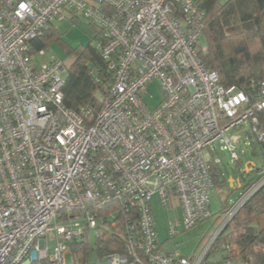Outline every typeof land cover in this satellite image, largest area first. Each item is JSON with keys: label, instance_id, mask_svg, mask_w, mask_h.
<instances>
[{"label": "built area", "instance_id": "obj_1", "mask_svg": "<svg viewBox=\"0 0 264 264\" xmlns=\"http://www.w3.org/2000/svg\"><path fill=\"white\" fill-rule=\"evenodd\" d=\"M203 17L197 0H0V264H66L71 242L103 224L97 211L111 205L107 220L121 212L127 242L150 263L201 264L264 184L263 172L191 257L161 249L153 197L175 200L189 229L211 216L202 152L219 147L238 160L227 133L247 123L264 154V80L252 105L220 83L201 60ZM75 18L97 29L93 47L111 72L94 117L63 103L65 63L30 46L50 24ZM155 80L162 97L150 106ZM102 259L132 264L118 253Z\"/></svg>", "mask_w": 264, "mask_h": 264}, {"label": "trees", "instance_id": "obj_2", "mask_svg": "<svg viewBox=\"0 0 264 264\" xmlns=\"http://www.w3.org/2000/svg\"><path fill=\"white\" fill-rule=\"evenodd\" d=\"M197 1L204 13L202 29L206 50L201 53L203 64L218 73L223 85H235L242 89L252 105L259 97L258 84L264 80V0ZM96 38L94 36V40ZM52 40H60V34L50 24L42 36L30 42L31 49L47 48ZM66 51L74 59L67 67L62 87L63 103L73 110L84 106L91 110V117H94L107 96L106 87L111 78L107 62L91 44L66 46ZM208 164L213 184L225 185L227 190L235 188L234 184L230 187L228 181L226 183L211 159ZM248 168L250 171L253 169L250 165ZM254 180H249L243 191ZM111 206L97 211V216L102 217L104 223L103 228L95 229L92 247L89 231L71 242L69 264H89L91 253L100 260L118 253L128 257V262L132 264H152L127 242L124 215L121 212L107 220L111 209L116 208L115 205ZM229 207L225 204L219 212L223 213ZM134 253H137V259L133 258ZM218 253L221 254L220 259L214 260ZM227 260L234 264L236 260L239 264H264V184L242 204L232 221L213 242L201 264H223Z\"/></svg>", "mask_w": 264, "mask_h": 264}, {"label": "rangeland", "instance_id": "obj_3", "mask_svg": "<svg viewBox=\"0 0 264 264\" xmlns=\"http://www.w3.org/2000/svg\"><path fill=\"white\" fill-rule=\"evenodd\" d=\"M53 26L60 34V40H52L45 50V57H58L65 63L66 67L74 59V56L66 51V46L77 47L88 44L93 46L94 44V36L97 29L90 26L84 19L75 18L74 20L55 21ZM201 43L204 44V39ZM147 89L149 93L146 96V101L150 106H153L162 97L158 82L156 80L153 81L148 85ZM243 126L244 128L241 130L237 129L227 133L234 140L235 151L239 159L238 162H235L230 157L228 150L219 147L213 153L209 151L202 152L205 159H211L216 164L220 175L222 174L226 183L229 178L233 179L235 187L227 190L225 185L213 184L210 191L211 216L208 219L197 223L189 229H185L182 223V210L179 204L172 199H168L166 203H162L153 197L152 208L155 225L158 237L162 242L161 247L163 250L169 252L177 250L180 254L187 257H191L198 252L221 222L222 213L219 212L220 209L225 204L234 205L244 192V185L249 180L259 178L264 172L262 149L255 137L246 133L248 131V124L246 123ZM220 145H223L222 142H220ZM247 162H252L254 166L251 171L247 166V172H245V164ZM238 184L240 185L239 187ZM171 224L175 225L177 230L176 235L169 234ZM95 234V229L89 231V243L91 247L94 243ZM49 246L52 248L54 242H50ZM220 256V253L216 254L214 260L220 259ZM65 260L66 264L70 263L71 258L69 254H66ZM89 264H104V260L98 259L95 254L91 253ZM235 264H239V262L236 260Z\"/></svg>", "mask_w": 264, "mask_h": 264}, {"label": "water", "instance_id": "obj_4", "mask_svg": "<svg viewBox=\"0 0 264 264\" xmlns=\"http://www.w3.org/2000/svg\"><path fill=\"white\" fill-rule=\"evenodd\" d=\"M248 165H250V167H253L254 166V164L252 162H247L245 164V167H247ZM228 183H229V186L232 187L233 186V179L232 178H229L228 179ZM239 186L240 185H238V187ZM96 228H103V224H102V222L99 219L96 220Z\"/></svg>", "mask_w": 264, "mask_h": 264}, {"label": "crops", "instance_id": "obj_5", "mask_svg": "<svg viewBox=\"0 0 264 264\" xmlns=\"http://www.w3.org/2000/svg\"><path fill=\"white\" fill-rule=\"evenodd\" d=\"M239 185V184H238ZM155 198H157V197H155ZM153 199V198H152ZM151 205H152V202H151ZM152 212H153V215H154V211H153V208H152ZM157 229V228H156ZM158 234V233H157ZM159 241H160V239H159ZM160 243L162 244V242L160 241ZM162 248V247H161ZM163 250V249H162ZM163 251H165V250H163ZM167 252V251H166Z\"/></svg>", "mask_w": 264, "mask_h": 264}, {"label": "snow or ice", "instance_id": "obj_6", "mask_svg": "<svg viewBox=\"0 0 264 264\" xmlns=\"http://www.w3.org/2000/svg\"><path fill=\"white\" fill-rule=\"evenodd\" d=\"M20 7H22V8H26L27 5H25V4H20Z\"/></svg>", "mask_w": 264, "mask_h": 264}]
</instances>
